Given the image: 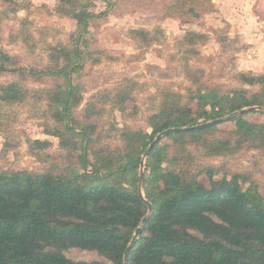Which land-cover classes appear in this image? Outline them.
<instances>
[{
	"label": "trees",
	"instance_id": "obj_1",
	"mask_svg": "<svg viewBox=\"0 0 264 264\" xmlns=\"http://www.w3.org/2000/svg\"><path fill=\"white\" fill-rule=\"evenodd\" d=\"M96 1L57 0L58 13L76 19L78 28L73 42L51 45L50 63L43 68L22 66L0 47V74L15 76L0 82V102L28 100L30 89L24 85L28 79L53 83L56 87L44 91L56 125L45 129L60 139L54 151L49 150L53 146L49 140L29 143L28 151L41 162L36 170L0 168V264H90L69 258L66 252L72 248L125 264L126 251L146 216L127 264H264V185L250 171L226 169L220 178V167L210 161L248 147L264 151V122L245 118L257 110L228 120L236 125L234 130L223 131L217 124L163 137L146 159L144 194L152 213L139 194L142 156L159 133L264 106V74H239L244 86H259L253 92L248 87L225 89L204 80L203 74L192 77L189 72L194 90L189 88L188 96L164 91L159 111L149 118L151 133L122 128L118 134L123 144L112 146L107 130L88 119H75L83 89L78 79L90 59L85 35L98 17L93 11ZM99 1L108 10L112 5V0ZM195 1L177 0L172 9L191 2L198 13ZM201 37L204 34L191 30L186 41L194 45ZM129 88L113 96L99 91L88 105L111 101L124 110L132 97ZM186 98L201 101L204 109L192 110L182 102ZM89 106L87 118L100 113L89 111ZM164 139L173 143H163Z\"/></svg>",
	"mask_w": 264,
	"mask_h": 264
},
{
	"label": "rangeland",
	"instance_id": "obj_2",
	"mask_svg": "<svg viewBox=\"0 0 264 264\" xmlns=\"http://www.w3.org/2000/svg\"><path fill=\"white\" fill-rule=\"evenodd\" d=\"M176 1L112 0L109 10L107 4L96 1L93 11L98 17L91 20L85 35L90 59L86 60L85 74L78 79L83 89L81 102L75 107V119L79 122L88 119L107 130L112 146L123 144L119 129L151 133L149 118L159 111L163 92L172 90L188 96L189 90L195 88L191 76L203 74L209 83L232 89L248 87L238 81L240 73L264 74V0H196L198 13L191 2L186 7L172 9ZM57 5V0H0V47L16 56L22 66L45 67L50 63L51 45L73 42L78 28L77 20L58 13ZM106 10L105 15H99ZM191 30L204 34L194 45L186 41ZM137 31H143L144 35ZM14 79L13 75L0 74L2 83ZM24 85L30 89L28 100L12 104L0 102V155H3L0 168H40L37 156L28 151L32 140H49L53 143L50 151L59 149L60 139L45 129L56 125L55 111L47 107L49 99L44 91L55 85L33 78ZM129 86L132 97L124 110L111 101L88 105L99 91L111 92L113 96L123 88L129 91ZM256 87L259 88H248L254 92ZM182 102L196 112L205 107L201 101L188 98ZM88 106L89 111L93 108L100 113L87 118ZM256 110L257 113L245 118L252 123H263L261 112L264 110ZM219 128L234 130L236 125L225 121ZM163 143L173 142L164 139ZM146 152L142 156L145 170ZM5 161L7 164L3 165ZM210 161L220 167V178L226 169L250 171L264 185V151L260 149L248 147L236 155ZM141 172L142 166L140 177ZM200 179L209 184L206 176ZM66 254L73 260H86L90 264L97 261L112 264L94 251L72 248Z\"/></svg>",
	"mask_w": 264,
	"mask_h": 264
},
{
	"label": "water",
	"instance_id": "obj_3",
	"mask_svg": "<svg viewBox=\"0 0 264 264\" xmlns=\"http://www.w3.org/2000/svg\"><path fill=\"white\" fill-rule=\"evenodd\" d=\"M190 11L192 13H194L193 9H190ZM256 109L264 110V107H259V106L256 107L255 106V107H251V108H246V109L237 111L235 113H232L231 115H229L227 117L218 118V119H215V120H212V121H209V122H205V123H202V124L197 125L195 127H174V128L167 129V130L159 133L158 136L155 138V140L151 143V145L149 146V148H148V150H147V152L145 154V158H147L150 155V153L154 149V147L165 136H168V135L173 134V133L181 132V131H189L191 129H200V128H205V127H209V126H212V125L221 124V123H223L225 121H228V120H230V119H232V118H234V117H236L238 115H241L243 113L249 112L251 110H256ZM141 166H142V172H141L140 183H139V194L147 202V204L149 205V213H152L154 208H153L152 204L149 201H147V199L145 197V194H144V182H145V161L144 160L141 162ZM147 221H148V216L143 218L142 225L137 229V231L135 233V239L132 242V244L129 246L127 251H126L125 264H127L128 256H129V252H130L131 248L135 245V243L137 242L138 238L143 234V230H144L143 227H144V225L146 224Z\"/></svg>",
	"mask_w": 264,
	"mask_h": 264
}]
</instances>
